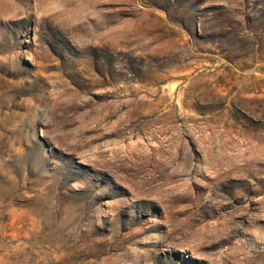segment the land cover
<instances>
[{
  "label": "rangeland",
  "instance_id": "rangeland-1",
  "mask_svg": "<svg viewBox=\"0 0 264 264\" xmlns=\"http://www.w3.org/2000/svg\"><path fill=\"white\" fill-rule=\"evenodd\" d=\"M0 264H264V0H0Z\"/></svg>",
  "mask_w": 264,
  "mask_h": 264
}]
</instances>
